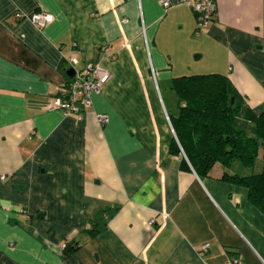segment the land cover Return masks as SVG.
<instances>
[{"label":"crops","instance_id":"1","mask_svg":"<svg viewBox=\"0 0 264 264\" xmlns=\"http://www.w3.org/2000/svg\"><path fill=\"white\" fill-rule=\"evenodd\" d=\"M167 1L0 0V264H264L262 211L221 179L250 170L169 153L175 77L220 73L264 113V0H215L197 33ZM41 11V29L14 16ZM90 62L111 77L81 121L46 109Z\"/></svg>","mask_w":264,"mask_h":264},{"label":"trees","instance_id":"2","mask_svg":"<svg viewBox=\"0 0 264 264\" xmlns=\"http://www.w3.org/2000/svg\"><path fill=\"white\" fill-rule=\"evenodd\" d=\"M172 90L178 113L171 119L176 139L169 153L183 152L180 167L191 168L199 177L208 175L215 163L231 166L236 160L248 167L247 175L223 172L221 179L244 185L250 201L264 215V113L255 114L220 73L175 77ZM258 159L259 169L253 172ZM97 221L96 232L104 228L96 230ZM75 246L65 242L63 251L70 253Z\"/></svg>","mask_w":264,"mask_h":264},{"label":"built area","instance_id":"3","mask_svg":"<svg viewBox=\"0 0 264 264\" xmlns=\"http://www.w3.org/2000/svg\"><path fill=\"white\" fill-rule=\"evenodd\" d=\"M183 3L188 4L191 7L192 12L195 15V33L205 29L209 26L210 22L213 20L215 15V0H178ZM161 5L166 8L169 6V1L160 0ZM15 18L25 17L30 20L37 28H42L46 24L52 21L50 14L46 12H33L29 15H24L21 13H15ZM67 63L73 66L75 59L68 57ZM111 74L100 65V63L90 62L86 63L83 69L79 71L75 70L72 76L69 78L65 85L59 86L57 93L53 97V101L49 102L46 106L48 110H58L62 113L75 115L78 121L83 118L85 109L90 106L91 98L90 95L93 92H99L103 84L109 80ZM97 121L100 123H105L107 121V115L100 114L96 117ZM153 220H149L152 223ZM209 244L203 243L200 247V252L202 253L208 248ZM64 244L61 246L63 249ZM233 264H243L242 260L238 257H233L231 259Z\"/></svg>","mask_w":264,"mask_h":264},{"label":"rangeland","instance_id":"4","mask_svg":"<svg viewBox=\"0 0 264 264\" xmlns=\"http://www.w3.org/2000/svg\"><path fill=\"white\" fill-rule=\"evenodd\" d=\"M260 163H261V160L258 159V160H257V163H256V165H255V167L252 168V171H253V172H257V171H258ZM233 165L235 166V170H240L239 167H241V164H239L238 161L234 160ZM236 168H237V169H236ZM246 168L249 170L248 167H246ZM246 168H245V170H246ZM250 169H251V168H250Z\"/></svg>","mask_w":264,"mask_h":264},{"label":"water","instance_id":"5","mask_svg":"<svg viewBox=\"0 0 264 264\" xmlns=\"http://www.w3.org/2000/svg\"><path fill=\"white\" fill-rule=\"evenodd\" d=\"M72 73H73L72 68L67 69V71H66L67 76H68V75H69V76H72Z\"/></svg>","mask_w":264,"mask_h":264}]
</instances>
